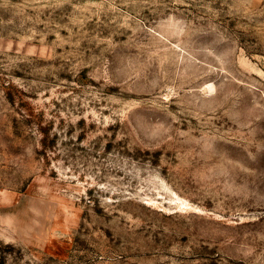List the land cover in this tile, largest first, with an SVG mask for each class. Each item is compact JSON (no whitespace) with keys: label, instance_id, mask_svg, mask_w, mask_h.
Instances as JSON below:
<instances>
[{"label":"rangeland","instance_id":"1","mask_svg":"<svg viewBox=\"0 0 264 264\" xmlns=\"http://www.w3.org/2000/svg\"><path fill=\"white\" fill-rule=\"evenodd\" d=\"M0 264H264V0H0Z\"/></svg>","mask_w":264,"mask_h":264}]
</instances>
